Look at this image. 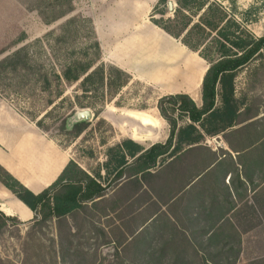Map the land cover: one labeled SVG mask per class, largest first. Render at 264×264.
<instances>
[{
	"label": "trees",
	"instance_id": "16d2710c",
	"mask_svg": "<svg viewBox=\"0 0 264 264\" xmlns=\"http://www.w3.org/2000/svg\"><path fill=\"white\" fill-rule=\"evenodd\" d=\"M166 2L157 0L151 15L155 12L159 16H151L150 21L207 62L199 85L200 105L183 92L158 96L155 106L158 116L167 126L164 142L153 141L146 145V141L122 138L106 148L103 161L90 173L70 158L55 180L38 193L24 187L0 165V183L33 212V217L25 222L28 229L21 264H36V260L40 261V257H43L46 246L33 230L46 226L54 218L84 217L92 228L91 237L97 240L96 246L112 242L114 228L109 215L129 197L137 193L145 195L143 184L151 193L159 196L166 174L172 173L174 176L171 180L180 182L179 185L184 187L197 175L196 172L188 173L187 180H180L178 175L185 174V169L204 168L216 162L218 155L202 144L205 136L221 134L228 149L238 153L248 149L259 154L257 158L246 155L243 164L257 163L256 159L264 164V115L258 116L260 100L258 97H248L244 91L237 92L235 83L238 73L254 62H257L253 66L256 68L252 67L247 77L258 81L260 69L264 72V34L254 36L214 0H174L176 6L172 16L164 18ZM71 10L72 6L68 11ZM54 18H58V14H54ZM74 31L69 26L64 28L60 35L53 38L54 42L68 47L66 39ZM23 39L22 34L16 42ZM30 46L22 45L0 59V81L10 91L6 92L0 87V93L6 98L12 93L22 98L45 100L44 104L49 105L61 96L62 80L53 68L44 69V65L36 63L35 55L38 52L31 50ZM65 49L63 69L66 73H72L88 58L92 45L88 44L77 52L71 51L72 54L79 53V56L69 62L68 48ZM131 81L143 85V82L132 79L130 73L112 63H97L80 78V94L69 104L65 116L70 115L75 106L93 108L104 104ZM148 87L149 90L155 89L152 85ZM65 100L68 98L61 99ZM140 109L145 110L146 106ZM99 111L96 110L94 116ZM176 111L179 117H185L188 121L179 124L174 116ZM29 116L34 120L33 112ZM33 122L45 133L40 119ZM88 125L87 121L77 123L66 134L77 137ZM219 153L227 152L219 149ZM238 160L241 161V157ZM179 189L182 188L173 187V193ZM101 218H105L110 235L106 236L98 226ZM22 223L16 216H8L0 211V232L9 224L16 227ZM111 254L112 259L106 264H121L122 256L118 252ZM95 263L96 257L91 256L85 259L84 264ZM0 264L16 263L0 257Z\"/></svg>",
	"mask_w": 264,
	"mask_h": 264
},
{
	"label": "crops",
	"instance_id": "0c3cea01",
	"mask_svg": "<svg viewBox=\"0 0 264 264\" xmlns=\"http://www.w3.org/2000/svg\"><path fill=\"white\" fill-rule=\"evenodd\" d=\"M137 20L129 15L116 23L104 21L107 31L99 37L100 46L107 47L104 60L154 86L159 96L183 92L194 101L207 62L157 26ZM10 105L0 95V165L38 193L55 180L70 156ZM125 137L139 142L152 138L132 126ZM166 137L167 129L155 141ZM202 144L218 159L204 168L185 169L180 180H187L188 173L197 175L184 187L168 173L159 196L143 184L145 195L129 197L109 215L114 231L108 245L122 256L121 264H264V164L258 159L242 163L246 155L259 154L228 149L221 134L205 136ZM173 187L182 189L173 193ZM0 211L22 222L33 217L1 183ZM104 220L97 224L107 236Z\"/></svg>",
	"mask_w": 264,
	"mask_h": 264
},
{
	"label": "rangeland",
	"instance_id": "374dc122",
	"mask_svg": "<svg viewBox=\"0 0 264 264\" xmlns=\"http://www.w3.org/2000/svg\"><path fill=\"white\" fill-rule=\"evenodd\" d=\"M214 1L221 4L254 36L264 34V0ZM156 2L157 0H0V59L22 45L31 44L30 49L38 52L35 55L36 63L44 65V69L53 68L62 80L61 96L49 105L44 104L45 100L22 98L12 93L6 98L5 95L0 94L3 98L5 97L9 105L11 104L10 107L22 114L28 121L34 123V120L40 119L45 128L44 134L88 173L93 172L96 166L101 164L108 146L128 136L131 124L127 121H118L119 117L134 116L140 119L138 121L141 124L151 121L156 125L158 129L156 135L152 136L151 140H145L147 143L140 141L145 142L146 145L160 140L166 130V122L158 116L155 106L159 96L156 89L149 90L148 85L144 83L140 85L136 81H131L114 98L102 105L98 104L93 108L75 106L74 111L88 109L92 117L87 121L89 125L86 130L79 136L72 138L70 134H66V131H69L66 129V121L74 111L70 115L65 116V114L68 112L69 104L73 103L75 96L80 94L78 87L80 78L97 63L109 62L104 60L103 54L107 47L100 46V38L107 31L103 27L104 21L107 19L116 23L126 16L133 15L138 19L137 24H152L151 16L154 18L159 16L155 12L151 15ZM172 2V11H168L166 6L164 18L172 16L176 6L174 0ZM71 6L73 10L68 11ZM54 14H58V18L53 19ZM68 26L72 31L75 30L66 39L68 47L58 45L59 42L55 43L53 38L60 35L62 30ZM22 34L24 39L16 42ZM88 44L92 45L88 58L75 71L66 73L63 69L64 53L67 50L65 48H68L69 62L79 56V53L75 55L71 51L82 50ZM172 55L175 56L174 53ZM255 64L257 62L239 72L235 83L237 92L244 91L250 98H259L258 116H262L264 115V72L260 69L257 74L258 81L247 77L248 73L256 68L253 67ZM3 86L0 81V87L10 92ZM65 97L68 100L61 101ZM193 98L195 102L199 100V90L193 94ZM143 106H146L145 110L140 109ZM96 110H100V113L94 116ZM32 112L34 120L29 116ZM177 114L176 111L174 116L178 118L179 124L188 121ZM136 129L138 130V127ZM153 137L156 138L153 139ZM27 229V224L23 222L16 227L9 224L0 232L1 258L21 264L25 254L24 241ZM91 229L89 221L81 216H68L62 220L54 218L46 226L34 229V234L46 246L42 253L43 257H40V261L36 260V264H84L85 259L91 256L96 257L95 264H106L112 259V248L109 243L96 246L97 240L91 237L93 234Z\"/></svg>",
	"mask_w": 264,
	"mask_h": 264
},
{
	"label": "water",
	"instance_id": "95a60500",
	"mask_svg": "<svg viewBox=\"0 0 264 264\" xmlns=\"http://www.w3.org/2000/svg\"><path fill=\"white\" fill-rule=\"evenodd\" d=\"M167 10L172 11L173 7V2L172 0H167L166 2ZM92 117L91 112L88 109H81V110H76L68 117L67 119V126L66 129L71 130L73 125L80 123V122H86ZM120 122L127 121L131 124L132 127L136 128L138 127V134L142 136H154L156 135L158 129L156 125L153 124L151 121H147V126L144 128L143 126H140V119H136L134 116H129V115H124L122 117H119L117 119ZM68 127V128H67ZM144 128V129H143Z\"/></svg>",
	"mask_w": 264,
	"mask_h": 264
},
{
	"label": "bare ground",
	"instance_id": "6f19581e",
	"mask_svg": "<svg viewBox=\"0 0 264 264\" xmlns=\"http://www.w3.org/2000/svg\"><path fill=\"white\" fill-rule=\"evenodd\" d=\"M140 125L143 126L144 128H146V126H147V124H141V123H140Z\"/></svg>",
	"mask_w": 264,
	"mask_h": 264
}]
</instances>
